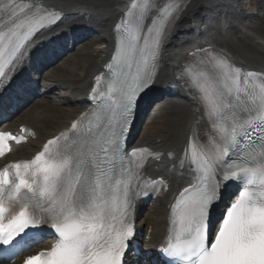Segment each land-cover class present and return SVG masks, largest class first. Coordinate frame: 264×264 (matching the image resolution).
Wrapping results in <instances>:
<instances>
[{"label": "snow or ice", "instance_id": "6c2138e0", "mask_svg": "<svg viewBox=\"0 0 264 264\" xmlns=\"http://www.w3.org/2000/svg\"><path fill=\"white\" fill-rule=\"evenodd\" d=\"M190 5L131 0L114 26L110 78L95 77L88 110L32 159L0 169V264H13L46 238L55 243L23 264H128L130 255L134 264H264V83H255L264 73L244 75L201 48L196 65L166 86L196 110L181 148L165 153L129 147L144 98L162 87L164 51L186 24L199 27ZM62 19L43 0L0 6L6 29L0 30V77L6 66H19L0 89V107L31 95L35 82L19 70L25 64L40 68L49 55L40 36ZM47 43L55 41L49 37ZM242 76L252 87L245 90L247 100L238 99ZM20 132H0V159L12 153L13 143L34 136L27 128ZM164 156L189 179L168 206L166 240L145 249L136 240L137 198L163 193L171 172L143 180L144 190L133 188L132 173L140 179ZM221 203L224 211L217 214Z\"/></svg>", "mask_w": 264, "mask_h": 264}, {"label": "bare ground", "instance_id": "6f19581e", "mask_svg": "<svg viewBox=\"0 0 264 264\" xmlns=\"http://www.w3.org/2000/svg\"><path fill=\"white\" fill-rule=\"evenodd\" d=\"M113 2L111 7L105 5L106 2ZM130 0H43V3L50 8L55 9L63 17L60 31H90L97 33L93 40L98 43L96 50L87 54L84 65L79 64L78 70H82L81 75L64 72L62 69L53 70L51 73H42L40 78L49 79L52 82L49 92L54 89H65L69 96L65 100V107L55 106L58 100H37V106L32 107L29 111L22 112L14 116L8 124L9 129H17L22 125H29L34 130L36 138L30 140L27 144L17 147L10 155L6 162L22 158H30L41 150L47 139L58 135L64 131L69 122L86 109V104L81 102L95 83V77L104 72L105 66L111 58L112 41L115 36V24L119 21L120 12L126 9ZM242 0H191L189 14L194 15L199 23L195 25L186 24L181 29V35L173 40L170 47L165 51V56L160 68L161 91L170 83L179 81L178 72L182 65L185 54L191 48L201 47L204 45L213 46L222 54H226L234 64L243 69L264 73V46L255 43L256 39L264 41V0H257V6H253L251 1L247 4L250 9H256L259 15L248 12L239 7ZM7 0H0V6H3ZM113 8V9H112ZM116 8V9H115ZM223 15L224 21L229 25L227 35L214 27H207L202 30L201 27L207 21H215L218 15ZM243 20L247 22L250 29L257 24L254 30L257 35L248 34L242 31L238 25H233V21ZM68 28V29H67ZM183 33H191L184 35ZM50 32L40 36V41L47 43ZM38 41V43L40 42ZM82 58V57H81ZM19 66L11 67L7 75L0 83V89L5 87L12 79L14 73H17ZM56 69V68H55ZM21 73L22 71L19 70ZM64 73L67 76L62 75ZM155 91V92H157ZM178 100L176 102L169 100L165 108H161L157 116L150 119L148 125L142 133H139L132 147H148L156 152H167L169 149L179 150L182 146L185 136L189 133L196 117L195 108L186 104L180 97L183 95L176 92ZM44 99V98H43ZM35 103V104H36ZM31 107V106H30ZM59 108H63L61 111ZM179 111L181 114L180 126L173 128L166 122L167 115L173 116V111ZM176 136V138H174ZM158 160V161H157ZM151 162L140 176L141 181L145 176L158 177L160 173L171 172V179L166 194L161 200L151 203V205H136V216L138 229L144 232L143 237L148 235L149 240L146 246L154 243L157 244L161 237L167 233L169 223V204L173 198L187 186L189 177L173 167L174 161L167 156ZM138 179V180H140ZM141 182L138 181L137 185ZM143 212V214H142ZM146 212V213H144ZM141 213V214H140ZM146 214V215H145ZM145 215V217H144ZM150 228V232H146Z\"/></svg>", "mask_w": 264, "mask_h": 264}, {"label": "rangeland", "instance_id": "374dc122", "mask_svg": "<svg viewBox=\"0 0 264 264\" xmlns=\"http://www.w3.org/2000/svg\"><path fill=\"white\" fill-rule=\"evenodd\" d=\"M257 0H252L251 4H253V6H257ZM113 4V2L108 1L105 3V5L107 7H111ZM113 9V8H112ZM116 9V8H115ZM264 13V11H263ZM264 18V14L262 19ZM216 24V23H214ZM217 28V30H220V26L219 25H215ZM257 28V24H255L254 26H252V28L250 29L251 34L253 35H257L258 32H256L254 30V28ZM68 29V28H67ZM226 40H229V36L224 34ZM94 44H91L89 39H86L84 41V43H81L67 58L63 59L60 61V63H58L53 70H56L54 72H57V69H62L64 72H67L69 75L73 74H77V75H81L82 70H78L79 64L84 65L85 61H83L84 58H86L87 54H91L95 51V47H93ZM82 57V58H81ZM56 68V69H55ZM50 71V70H49ZM51 71V72H52ZM62 75H65L64 73H62ZM56 94V95H55ZM67 95L66 92L64 91H60L58 89H56L54 91V94L50 95V97L53 98H59L60 100H64L65 96ZM38 104H34L31 107H29L28 109L24 110L23 112L29 111L30 109H32V107L37 106ZM61 111H63V108H59ZM173 116H168L167 115V120L166 122L169 123L173 128L180 126V121H181V114L179 111L175 110L173 111ZM174 138H176V136H174Z\"/></svg>", "mask_w": 264, "mask_h": 264}]
</instances>
